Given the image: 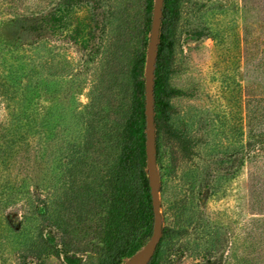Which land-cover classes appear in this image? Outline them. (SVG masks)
<instances>
[{
	"label": "rangeland",
	"instance_id": "rangeland-1",
	"mask_svg": "<svg viewBox=\"0 0 264 264\" xmlns=\"http://www.w3.org/2000/svg\"><path fill=\"white\" fill-rule=\"evenodd\" d=\"M119 1L0 0V134L10 114L31 115L25 142L0 138V264H19L39 213L89 181L91 168L102 172L95 164L107 142L95 129L83 145L82 118L113 49ZM168 84L169 125L186 140L160 139L157 264H264V175L249 176L255 164L244 148L264 96V0H180ZM68 158L81 159L78 171ZM148 247L121 264H137ZM78 264H97V255Z\"/></svg>",
	"mask_w": 264,
	"mask_h": 264
},
{
	"label": "trees",
	"instance_id": "trees-1",
	"mask_svg": "<svg viewBox=\"0 0 264 264\" xmlns=\"http://www.w3.org/2000/svg\"><path fill=\"white\" fill-rule=\"evenodd\" d=\"M137 1L139 8L134 12L129 0L119 1L112 10L116 33L113 49L91 90L82 118L83 145L91 146L96 138L95 129L107 142L103 159L95 164L101 166L102 172L91 168L93 173L89 181L73 185L70 194L65 193L60 201L55 200L51 211L44 209L39 213L37 234L20 251L19 264H45L49 257L60 259L62 264H78L80 257L90 252L97 255V264H121L125 257L149 242L153 212L146 169L144 70L154 0ZM179 2L164 0L160 25L154 71L156 158L162 135L186 140L185 135L172 131L169 125V100L175 91L170 88L168 78L172 72ZM3 87L0 83V88ZM7 92L8 89L2 91L4 99H12ZM22 102L24 105L25 98ZM263 118L264 96L255 100L252 107L251 128H258H252L250 141L244 143V148L252 150L255 164L249 176L257 182L264 175V128L259 127ZM30 120V113L25 111L10 114L9 125L0 134L3 143L25 142L31 128ZM12 125H17L14 138H11ZM68 161L71 162L68 171L79 170L77 165L81 159L68 158ZM256 185L255 182L254 187ZM159 249L160 239L147 264H157Z\"/></svg>",
	"mask_w": 264,
	"mask_h": 264
},
{
	"label": "water",
	"instance_id": "water-1",
	"mask_svg": "<svg viewBox=\"0 0 264 264\" xmlns=\"http://www.w3.org/2000/svg\"><path fill=\"white\" fill-rule=\"evenodd\" d=\"M164 0H154L147 55L144 70V115H145V135H146V169L148 186L152 200L153 226L149 239L147 253L137 264H147L152 258L156 245L159 241L161 228V215L159 211V187L160 179L156 167L155 155V124H154V71L159 44L160 25L163 14ZM132 258L129 264L134 263Z\"/></svg>",
	"mask_w": 264,
	"mask_h": 264
}]
</instances>
